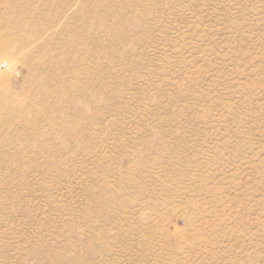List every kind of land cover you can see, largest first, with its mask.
<instances>
[{"label": "rangeland", "instance_id": "obj_1", "mask_svg": "<svg viewBox=\"0 0 264 264\" xmlns=\"http://www.w3.org/2000/svg\"><path fill=\"white\" fill-rule=\"evenodd\" d=\"M0 264H264V0H0Z\"/></svg>", "mask_w": 264, "mask_h": 264}, {"label": "bare ground", "instance_id": "obj_2", "mask_svg": "<svg viewBox=\"0 0 264 264\" xmlns=\"http://www.w3.org/2000/svg\"><path fill=\"white\" fill-rule=\"evenodd\" d=\"M2 49H0V52H1Z\"/></svg>", "mask_w": 264, "mask_h": 264}, {"label": "clouds", "instance_id": "obj_3", "mask_svg": "<svg viewBox=\"0 0 264 264\" xmlns=\"http://www.w3.org/2000/svg\"><path fill=\"white\" fill-rule=\"evenodd\" d=\"M0 66H4V65H0Z\"/></svg>", "mask_w": 264, "mask_h": 264}]
</instances>
